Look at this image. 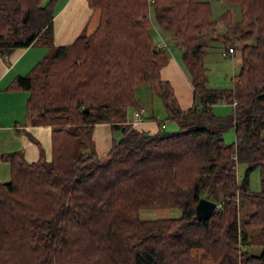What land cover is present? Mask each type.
<instances>
[{
	"label": "trees",
	"instance_id": "trees-1",
	"mask_svg": "<svg viewBox=\"0 0 264 264\" xmlns=\"http://www.w3.org/2000/svg\"><path fill=\"white\" fill-rule=\"evenodd\" d=\"M87 1L100 11L98 27L55 46L58 0H0L2 56L34 43L56 49L8 87L30 92L27 117L52 126L53 153L47 161L42 150L33 163L19 151L0 157L12 164L10 183L0 181V264H264V251L247 249L257 239L264 246V0H223L242 14H223L225 33L208 1ZM154 25L182 49L195 101L186 111L162 80L170 59ZM220 40L228 55L234 40L243 43L233 89L206 84L204 56ZM142 86L164 88L165 120L178 131L131 128ZM222 101H237L229 118L214 112ZM98 123L125 127L104 158L93 139ZM255 169L259 191L249 184ZM202 197L218 203L210 219L196 214ZM245 205L252 212L243 214ZM167 207L181 216L141 215Z\"/></svg>",
	"mask_w": 264,
	"mask_h": 264
},
{
	"label": "crops",
	"instance_id": "crops-1",
	"mask_svg": "<svg viewBox=\"0 0 264 264\" xmlns=\"http://www.w3.org/2000/svg\"><path fill=\"white\" fill-rule=\"evenodd\" d=\"M99 18L100 12L95 11L88 5L87 0H65L59 8L57 6L56 15L53 19L55 46L72 44L84 32L87 35H91L99 25ZM154 28L159 29L157 25H154ZM157 32L159 40H156V44L162 46V43H165L168 45L163 32L161 33L160 30ZM172 45L174 47L169 55V63L163 67L160 74L162 75V80L170 83L176 101L181 109L186 111L194 106V87H192L190 79L188 80V78L183 76L185 73L182 69V65H184L183 59H181L182 49L174 43ZM38 46L40 45L34 43L29 47L16 48L7 57L0 54V157L10 152L19 151L23 153L29 163L38 161L42 150L47 161L52 159V126L32 124L27 117V101L30 92L26 90H10L8 87L16 76L27 74L44 57L43 55L40 58L41 50L36 48ZM168 47L170 46L168 45ZM137 109L143 110L144 119L133 129L146 134L162 132L159 117L155 116L144 105L139 108H131L129 125L134 120V114ZM166 115L167 111L164 120L167 117ZM115 131L123 132L124 130H114L110 123H98L95 125L93 139L98 155L101 158L109 154V151L114 147L113 145L116 144ZM123 137L124 132L118 139L121 140ZM11 176L12 164L0 158V181L10 183L12 180ZM176 209L178 210V208ZM172 212L173 209L168 210L164 214L167 215L168 213L169 216H173Z\"/></svg>",
	"mask_w": 264,
	"mask_h": 264
},
{
	"label": "rangeland",
	"instance_id": "rangeland-1",
	"mask_svg": "<svg viewBox=\"0 0 264 264\" xmlns=\"http://www.w3.org/2000/svg\"><path fill=\"white\" fill-rule=\"evenodd\" d=\"M65 0H59L57 6L58 8L62 5V2ZM200 2L203 1H208L211 4L212 8V15H213V20L219 22L218 24V29L221 30L222 33L226 32V26L222 22V17L223 14L225 13H230V15L233 16L234 21H239L241 19V9L240 5L238 3H226L223 0H197ZM95 10V9H94ZM100 12L99 10H95ZM159 30V29H158ZM157 28H152V33L155 37V41L158 39V31ZM163 32V31H161ZM85 34V32L83 33ZM165 41H167V44L170 46L168 47L167 45V51L170 55L171 49L173 51L174 45H172V40L169 38V36L165 37ZM235 45L238 47L235 50L234 55H228L227 53V48L228 45L223 41L220 40L217 43H213V45L207 50L205 56H204V66L206 67V72H207V86L209 88L217 89V90H224V89H233V79L235 74L239 72V69L241 67V57H240V52L239 48L243 45V43L239 42L238 40H234ZM165 44V43H164ZM163 45V43H162ZM41 50V57L44 56H49L53 55L56 52L55 46H38L36 47ZM182 69L185 74L183 76L185 78L190 79L189 73H187V70L184 65H182ZM188 87V85H186ZM143 87V88H142ZM139 87L138 90V98L140 100V103L144 105L145 107H148L150 111L154 113L155 116L159 117V120L161 121V130L163 133L165 132H173V131H178L179 129V124L176 121L172 120H164L166 111H165V106L163 105L162 99H161V94L164 91V88L157 86L155 89H151L147 86H142ZM189 89L191 90V87L189 85ZM154 110V111H153ZM234 111V106L226 103L225 101H222L221 103L214 105V112L218 116H223V117H230L233 115ZM115 139H116V144L119 143L121 140L118 139L120 136H122L123 132H118L115 131ZM224 137L227 143L233 144L236 141V133L235 129L232 127H227V129L224 132ZM120 140V141H118ZM246 168L247 166L245 164H239L237 167L238 171V177L240 179L245 177L246 173ZM249 184L251 185V189L253 191H259L262 188L261 184V170L255 169L254 171H251V174L249 176ZM173 209L172 215L173 217H179L181 216L179 209L177 210L174 207H167V208H153V209H142L141 210V215L145 218L153 219V218H162V217H168L167 215L164 214L168 210L170 211ZM253 208L250 206H243L242 207V213L247 214L252 212ZM155 213V215H153ZM257 242L254 244V246H249L247 249L249 253L252 255H260L264 251V246L261 243L260 240H256ZM264 243V241H263Z\"/></svg>",
	"mask_w": 264,
	"mask_h": 264
},
{
	"label": "water",
	"instance_id": "water-1",
	"mask_svg": "<svg viewBox=\"0 0 264 264\" xmlns=\"http://www.w3.org/2000/svg\"><path fill=\"white\" fill-rule=\"evenodd\" d=\"M124 129L125 127H122V130ZM217 208L218 203L216 201L202 197L196 206V214L201 219H210Z\"/></svg>",
	"mask_w": 264,
	"mask_h": 264
},
{
	"label": "built area",
	"instance_id": "built-area-1",
	"mask_svg": "<svg viewBox=\"0 0 264 264\" xmlns=\"http://www.w3.org/2000/svg\"><path fill=\"white\" fill-rule=\"evenodd\" d=\"M163 45L167 46L164 43H163ZM234 52H235L234 49H232V48L229 49L230 55H234ZM236 104H237V101H235L233 106H235ZM134 117H135L134 120L130 123L131 128H136V126L139 125L143 121V119H144L143 110L137 109L135 114H134Z\"/></svg>",
	"mask_w": 264,
	"mask_h": 264
}]
</instances>
